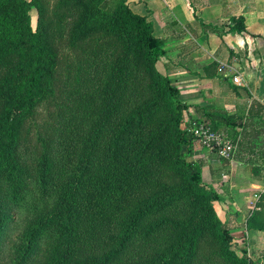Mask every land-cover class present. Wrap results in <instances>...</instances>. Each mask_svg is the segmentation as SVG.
<instances>
[{"label":"trees","instance_id":"trees-1","mask_svg":"<svg viewBox=\"0 0 264 264\" xmlns=\"http://www.w3.org/2000/svg\"><path fill=\"white\" fill-rule=\"evenodd\" d=\"M29 6L0 0V255L14 240L12 264H254L234 250L201 164L187 160L188 104L156 68L152 22L128 0L70 5L60 23L81 17L74 38L85 44L57 102L56 54ZM230 29L246 31L243 18ZM49 94L57 109L26 142L21 127ZM202 116L246 149V122L239 131L222 109ZM256 206L246 227L264 231V194Z\"/></svg>","mask_w":264,"mask_h":264},{"label":"crops","instance_id":"crops-1","mask_svg":"<svg viewBox=\"0 0 264 264\" xmlns=\"http://www.w3.org/2000/svg\"><path fill=\"white\" fill-rule=\"evenodd\" d=\"M128 3L153 24V35L158 39L156 68L177 87L180 102L188 104L185 128L191 122L203 121L204 108L222 109L237 117L236 130H243L246 122L244 130L250 135L247 147L237 158L222 159L228 164L193 141L190 158L201 164L203 181L218 194L215 210L234 241L248 249L251 245L264 248V231L246 227L253 188L264 179V0ZM239 17L246 28L240 33L230 29ZM235 76L240 85L232 82ZM237 175L243 178L233 181ZM248 255L254 264H264V253Z\"/></svg>","mask_w":264,"mask_h":264},{"label":"rangeland","instance_id":"rangeland-1","mask_svg":"<svg viewBox=\"0 0 264 264\" xmlns=\"http://www.w3.org/2000/svg\"><path fill=\"white\" fill-rule=\"evenodd\" d=\"M30 2L29 14L31 17L32 27L34 29H40L43 32L44 40L52 48L56 54V67H55V96L56 101H60L59 96V82L62 81L64 76L67 73H72L77 67L78 61L81 60V47L85 44V41L75 39L74 29L76 24L81 21V17H76L74 19L65 20L66 23L64 27L60 23V18L69 10L70 5L75 4L79 0H27ZM68 8V9H67ZM132 9V8H131ZM133 10V9H132ZM58 24V27H57ZM100 34H95L98 36ZM51 94L42 99L33 106L35 113L32 119L27 120L21 127V134L26 138V142L36 143L37 137L42 133V125L49 117V113L57 107L56 103L51 99ZM184 120V119H183ZM183 129L185 128L184 121L182 123ZM222 132L228 137L233 138L232 134L226 132L222 129ZM239 131H237V134ZM193 142H197L203 146L197 139H194ZM204 147V146H203ZM206 148V147H205ZM205 154L208 151L202 148V152ZM242 150L235 148V153L233 158H237L241 154ZM216 155V154H215ZM216 158L220 159L222 164H228V161H224L216 155ZM195 157H188L187 160L193 161ZM195 161V160H194ZM193 161V162H194ZM195 163H199L195 161ZM248 179L247 175H244ZM203 178V177H202ZM238 178H243L240 176H233V181ZM225 192V191H224ZM247 196H250L247 195ZM18 228L12 233L14 238L18 234ZM233 248L238 255H241L243 252L251 254V256H262L264 253V248L254 247L253 245L249 246V249L246 245L243 247V243H238L234 241L233 238ZM15 244L14 240L9 241L3 248L0 255V264H12L13 260L11 258L12 246ZM246 246V247H245ZM250 256V255H249Z\"/></svg>","mask_w":264,"mask_h":264},{"label":"built area","instance_id":"built-area-1","mask_svg":"<svg viewBox=\"0 0 264 264\" xmlns=\"http://www.w3.org/2000/svg\"><path fill=\"white\" fill-rule=\"evenodd\" d=\"M234 84H241L239 77L232 78ZM261 105L264 111V98L261 100ZM188 131L207 149L214 151L221 159L231 160L235 152L236 142L228 137L223 132L214 131L209 123L205 121H194L190 123ZM252 196L250 197V209H256V202L261 194H264V179L253 188Z\"/></svg>","mask_w":264,"mask_h":264}]
</instances>
